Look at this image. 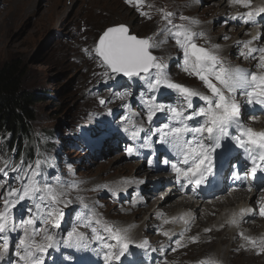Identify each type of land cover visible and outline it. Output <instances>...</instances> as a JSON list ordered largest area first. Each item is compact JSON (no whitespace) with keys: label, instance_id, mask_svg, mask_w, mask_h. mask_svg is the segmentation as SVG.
Returning <instances> with one entry per match:
<instances>
[{"label":"snow or ice","instance_id":"6c2138e0","mask_svg":"<svg viewBox=\"0 0 264 264\" xmlns=\"http://www.w3.org/2000/svg\"><path fill=\"white\" fill-rule=\"evenodd\" d=\"M125 2L135 7L141 16L152 19L149 12L144 11L145 0ZM233 2L245 9L252 5V0ZM159 11L166 22L159 32L141 37L128 25L116 24L102 32L93 50H82L98 61L103 71L94 75L105 78V83L112 80L119 84L117 78L123 77L140 84L138 93L128 87L114 91L108 100L99 98L98 101L109 116H113V109L108 105L114 100L129 109L128 114L122 113L111 122L133 142L126 145L124 151L132 157L140 156V149H150L152 159H147L146 164L155 168L163 165L162 170L172 174L181 191H196L209 185L225 167L232 180L247 186L249 191L253 186L264 191V130L248 126L242 112L244 106L258 107L264 112V47H250L252 41L241 45L247 52L240 55L256 59L260 71L229 66L214 50L218 45L208 48L197 43L204 38V33L191 29L189 24L195 23L191 18L181 16L180 20L188 23L176 24L173 12ZM258 18L264 20V7L232 17L245 24H254ZM161 33L175 41L183 53L182 70L201 81L206 93L175 82L161 58L153 54V49L160 47L156 37ZM163 90L173 93L175 99L172 102L160 99ZM134 96L140 103L141 113L130 111L129 100ZM238 96H242L243 101L238 100ZM194 98L202 103L195 105ZM9 170L16 174L18 187L3 180ZM0 174V264H47L48 260L56 264L52 253L62 248L73 250L67 257L61 253L62 264L65 261L66 264H88L75 254L89 251L101 257L103 264H140L135 250L145 253L165 250L153 248L148 240L135 241L128 229L102 219L82 198H78L81 209L71 226L62 229L64 209L73 203L68 189H78L79 184L73 182L66 187L59 177L54 183L50 182L43 177L39 160L34 165L5 163L0 167ZM260 204L255 210L240 209L229 223L238 224L246 213L264 217V197ZM11 233H19L15 242ZM161 234L168 237L170 244L181 246L183 233L175 240L168 232ZM243 238L264 253V239ZM192 240L196 242L195 237Z\"/></svg>","mask_w":264,"mask_h":264},{"label":"rangeland","instance_id":"374dc122","mask_svg":"<svg viewBox=\"0 0 264 264\" xmlns=\"http://www.w3.org/2000/svg\"><path fill=\"white\" fill-rule=\"evenodd\" d=\"M91 1L95 3L88 7V3ZM98 1L101 2L98 3ZM153 1L163 4L166 8L169 7V3L173 2V0ZM213 3L210 0H199L198 2L193 0L191 11L187 12L184 17H189L200 24L214 21L218 17L216 10L214 11ZM237 5L239 4L235 3L234 8H237ZM36 7L39 9L36 10ZM157 8H160V5ZM144 11L149 12L153 19L141 16L136 8L129 6L125 0H0V70L7 64L17 62L21 65L23 72L22 89L39 95L34 106L37 119L33 123L32 129L35 137L42 140L40 142L49 141L55 145L51 150L43 152V155L47 159H51L57 167L54 174L44 177L50 182L54 183L55 178L59 177L61 181L65 182L66 187L76 182L80 188V182H84L86 179L90 182L103 178L104 183H107L110 178L114 180L121 175L132 174V164L117 163L116 169H111V165L105 160L118 152H121L120 155L124 153L125 146H118V144L122 138L126 137L117 130V125L111 122L114 117L119 118L122 113L128 114L129 109L121 107L122 102L114 100L108 105L113 109V116H109L107 109L101 106L98 101L99 98L108 100L114 91H122L128 87H131L134 93H138L141 90L140 84L122 77L117 78L119 84L112 80L105 83V78L94 75V73L99 74L103 71L98 66V61L82 50L85 48L93 50L102 32L116 24L128 25L134 34L141 37L150 36L165 27L166 22L162 20L160 12L154 13L148 7H145ZM105 12H111L117 18L107 19L108 16ZM118 15L122 19L119 20ZM217 20L213 25L218 29L215 32L220 35L226 27L223 21L217 23ZM173 22L176 24L188 23L180 19L178 22ZM228 29L229 31L234 29L236 33L239 30L244 31L243 25L242 27L230 25ZM236 33L227 43H221L213 37V40L207 39L205 34L204 38L197 40V43L208 48L218 45L219 47L214 50L228 65L241 64L244 59L238 58V55H234L233 52L230 53V46L235 40L241 43L246 41L253 43L254 36L258 33V26L252 25L249 30L244 31V36L241 37H238ZM156 40L160 42V47L153 49V54L161 58V62L167 66L172 79L177 83L206 93L207 90L201 81L182 70L183 53L171 36L161 33L156 37ZM244 52H247V49ZM229 55H231L229 58L232 59L231 61L226 59ZM168 56L171 57L167 60ZM257 63L252 62L249 66L258 68ZM160 99L172 102L175 95L163 90ZM129 102L132 113H141V106L136 96L130 98ZM195 105L199 106L200 102ZM130 144L128 140L125 143V145ZM39 150L40 148L37 152ZM127 165L129 167L127 170L119 171L120 167L124 168ZM143 174V172L137 173L141 176H144ZM15 175L12 172L7 178L3 177V180L5 178L18 187L19 185L14 179ZM0 177H2L1 174ZM166 184V180L163 186L159 183V189L168 188ZM146 186L145 191L148 192ZM149 187L150 185H148ZM79 188L68 189L69 198L73 200V203L64 209L66 216L62 222V229H68L71 226L76 213L81 209L78 198H82L85 203H93L94 211L109 223L117 224L124 229L127 228L124 224L133 225L137 234L145 233L150 228L152 230L148 232L151 233L149 236L157 237L158 229L150 227L151 223L155 221H150V218L156 208L148 207L140 215L138 211L136 212V208L127 207L133 209V212L129 210V215L124 217L117 215V209H114L116 204L111 203L113 201L111 192L115 190L104 189L101 199L105 201V204L102 205L96 203L95 196L83 193ZM85 188H87L86 185L82 190ZM147 192V198L151 199ZM167 193L170 194V191ZM107 195L109 196L108 200L105 199ZM160 196L162 195H159L158 198ZM172 199H177V196ZM147 219H149V223L144 224ZM18 236L19 233H11L14 242ZM150 243L153 248H158L162 239L155 240L154 238ZM208 243L210 242L208 241ZM206 246H209L207 250L199 249L197 252H191L187 259H183L184 264L189 262L195 264L198 262L195 258L208 252L212 256H218L217 258H223L226 261H229L230 257L234 258L232 264H243V259L236 258V251L225 253L219 247H215L213 242ZM160 254L162 258L167 255L163 252ZM206 260L213 261L210 257L200 259V261ZM172 263L182 264L176 260H173Z\"/></svg>","mask_w":264,"mask_h":264},{"label":"bare ground","instance_id":"6f19581e","mask_svg":"<svg viewBox=\"0 0 264 264\" xmlns=\"http://www.w3.org/2000/svg\"><path fill=\"white\" fill-rule=\"evenodd\" d=\"M192 1L193 0H173L172 3H169V7L166 8L165 6H163V4H157L153 0H145V4H146L145 7H147V5L154 6V7H148L154 13L160 12L159 9H165L167 11L173 12L175 14L173 21L178 22L181 16H185L187 12L191 11ZM194 1L198 2L199 0H194ZM210 1L214 2L213 3L214 11L216 10L217 12L218 18H215V20L218 19L217 23L223 21L226 29H224L223 33L219 35L215 32L218 29H216L213 25L215 20L207 24H200L197 21H194L191 19V21L195 22V23L189 24V26L191 27L193 31L198 32V33L199 32L204 33L207 39L213 40L212 39L213 37V38H216V40H219L221 43H227L232 40V35L236 33L234 29L229 31L228 28L230 25H234V26L240 25V27H242L243 25L244 31L249 30L252 25H257L258 33L254 36V41L250 45V47H264V20L258 18L257 22L254 24H245L239 20L232 19V17L239 16L240 14H243L246 11H250L257 7H264V6L257 5L254 8L253 7L254 0H252V5H251V8L249 9H245L242 5H237V8H234L235 3L233 2V0H210ZM100 2L101 1H98V3ZM94 3L92 1L89 2L88 7H91ZM159 5H160V8H157V6ZM38 9L39 7L38 8L36 7V10ZM111 12H105L106 15L108 16L106 18L116 19L117 16L112 15ZM93 18L96 19V17L94 16ZM118 19L120 20L122 19V17L118 15ZM152 19H153V16H152ZM244 31L239 30V32L236 34H238V37L244 36L243 35ZM225 36L228 37V39L222 38ZM256 37H259V38L255 39ZM241 45L242 43L240 41L235 40L230 46V50H229L230 53L233 52L234 55H238V58L241 57L242 59H244L243 61H241L242 62L241 65H243L247 69L251 71H260L259 68H252L249 66V64H252V62L253 63L258 62L256 59H252L250 57L246 59L240 55L241 52H244L246 50ZM219 51L221 50L219 49ZM170 57L171 56H168L167 60ZM229 58H231V55H229L228 58H226L228 61H231L232 59H229ZM238 97H239L237 98L238 100L243 101L244 98L242 96H238ZM199 102L200 104L202 103V101H200L198 98H194V104L199 103ZM242 112L247 117V119L245 120V123L248 126L258 129V130H264V112H261L258 107L253 109V108L244 106L242 108ZM157 123H159V120L157 121ZM125 142H127V139L122 138L118 146H124ZM130 143L132 144L133 142L130 141ZM156 147L157 149L160 148L159 145H156ZM142 150L143 149H140V151ZM119 153L121 152H118V154L108 157L109 159L108 158L105 159L106 162H108L109 165H111L112 167V168L110 167L111 169H114V168L116 169V164L122 160L123 157ZM125 168L120 167L119 171L124 170ZM140 172L141 171H138V173ZM146 175L148 176V179H150L148 181L150 183L147 184L146 189L148 190L151 199L149 198V201L147 205L145 206L144 210H139L138 214L142 215L143 212L148 209V207L156 208L153 211V214H152L153 216L150 218V221H152L153 219L156 218L155 216L160 212H166L169 216H173L174 214L181 216L182 215L181 212H183V210L191 211L192 216L198 217V222L195 228L196 231H199L201 227H213V226L223 223L224 215H225V222H224L225 227L220 230L213 229L209 235L203 234L202 236L198 235L196 231L194 230L187 231L186 237H182L181 239L180 247H177L174 243L170 244L168 237H165L161 234L162 232H168L169 235L172 237V239L175 240L179 236L180 233L174 232L172 227L158 229L159 232L157 231L158 232L157 237H154L152 235H151L152 237L149 236V234L151 233H148V232L152 230L150 228L147 229L145 233H138V234L135 233L131 237L137 242L143 241V240H148L150 242L154 238L155 240H158L159 238H161L162 243L159 246L157 245L158 246L157 249H165V250L157 251V252L148 251L146 253L141 250L140 251L135 250L137 252V256H138V260L140 261V264H174L172 263L173 260L180 261L182 264H184L183 259H187L191 252H197V250L199 249L207 250L209 246L207 247L206 244H210L211 242H213V245L215 247H219L225 253H231L232 251L234 252L236 251L235 252V254L237 255L236 258L243 259L242 260L243 264H264V253H261L259 251V248L253 247L250 243H248L243 238L244 235L247 234V237H250L252 239H256V240L264 239V233H262V231H264V217L258 214L253 215L252 213H246L244 218L240 219L238 224L233 225L229 223V221L233 218V214L231 212L232 209L230 210L227 209L228 207L229 208L230 207H235V208L240 207V209L242 208L247 209L248 207H241L245 204H249L248 209H254V210L258 209L261 206L260 200L262 197H264V191H260L257 186H253L251 191H249L248 187L245 185L233 188L234 184L231 180H229L227 173H222L219 171L217 174V177L214 180H212L209 185L200 188V190H202L204 195L210 198V200L213 202L211 203L212 205L208 203L199 204L198 201L191 202V201H186L184 199L179 200L180 195L178 191L173 187L171 189L170 188H165L164 190L159 189L160 188L159 183L162 186L165 183V180H163L164 178H170L172 180L173 185L177 186L175 181L172 179V174L169 171L163 170V172L158 175L159 179L155 180V182L153 181V179L156 176V173L148 172L146 173ZM87 180L88 179L84 180V183L88 189V192L91 195L96 197V200H97L96 203L102 204V205L105 204V201L101 199L104 189L109 188L111 190H114L112 189L114 186V183L118 182V178L114 180L110 178V180L107 183H104L105 180H103V178L95 179L98 181L88 182ZM161 180L162 182H160ZM148 185H150L149 188H148ZM230 187H232L231 190H229ZM168 191H170V194L167 193ZM225 191L227 192V198L225 200H222V194ZM115 192H116V195L112 194L113 201L111 203L116 204L114 209H117V212H118L117 215H121L124 217L128 216L129 210L133 212V209L127 208L124 202L122 201L124 197H127V195L125 193L117 192V190H115ZM159 195H162V196L158 198ZM174 196H177V199L173 200L172 198ZM226 218H227V221H226ZM148 221L149 219L145 220L144 224H148L149 223ZM114 225H117V224H114ZM124 225H126L127 227L130 226L128 224H124ZM241 234H243V236ZM193 237L196 238V242H193L192 240ZM208 241L210 243H208ZM93 247H95V245H93ZM172 249H175V250L173 251ZM212 250H214V248H212ZM161 252L167 253L165 258H162L160 254ZM89 253L93 254L95 257H99L93 252L89 251ZM205 257H210L213 261H209V262L207 260L200 261V259L205 258ZM217 257L212 256V254L208 252V253H205L203 256H198L197 258H195L196 261H198L195 264H199V263L200 264H232L231 262L234 260V258H231V257L229 258V261H226L223 258L221 259ZM188 264H193V263L189 262Z\"/></svg>","mask_w":264,"mask_h":264},{"label":"trees","instance_id":"16d2710c","mask_svg":"<svg viewBox=\"0 0 264 264\" xmlns=\"http://www.w3.org/2000/svg\"><path fill=\"white\" fill-rule=\"evenodd\" d=\"M22 80L23 72L17 62L0 70V148L4 155L15 158L16 165H29L36 157L45 158L43 152L55 145L40 142L33 134L32 125L37 119L34 106L39 95L23 90ZM41 168L49 169V163L44 162Z\"/></svg>","mask_w":264,"mask_h":264},{"label":"water","instance_id":"95a60500","mask_svg":"<svg viewBox=\"0 0 264 264\" xmlns=\"http://www.w3.org/2000/svg\"><path fill=\"white\" fill-rule=\"evenodd\" d=\"M123 78V77H122Z\"/></svg>","mask_w":264,"mask_h":264}]
</instances>
